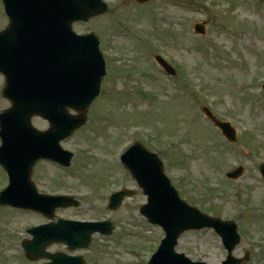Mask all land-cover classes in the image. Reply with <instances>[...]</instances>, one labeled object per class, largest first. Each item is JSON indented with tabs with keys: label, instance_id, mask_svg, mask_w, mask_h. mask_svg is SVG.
I'll list each match as a JSON object with an SVG mask.
<instances>
[{
	"label": "rangeland",
	"instance_id": "obj_1",
	"mask_svg": "<svg viewBox=\"0 0 264 264\" xmlns=\"http://www.w3.org/2000/svg\"><path fill=\"white\" fill-rule=\"evenodd\" d=\"M104 1L106 14L74 25L77 33L93 32L101 42L107 75L100 95L87 110L85 126L62 142L75 153L70 169L40 162L33 180L40 193H68L81 202L57 210L53 221H110L115 230L94 235L87 250L53 244L48 251L81 255L86 264H148L164 232L140 214L146 197L131 174L118 173L116 149L140 142L163 160L184 201L237 223L241 242L234 257L249 254L244 264H264V180L258 171L264 163V0H165L140 8L133 0ZM196 23H204L206 35L193 32ZM8 25L0 0V32ZM144 53L162 55L176 77L159 74ZM0 79L1 113L10 103ZM202 107L231 122L238 131L235 144L210 126ZM32 124L49 128L40 117ZM238 165L243 176L227 179ZM7 183L0 168V192ZM121 187L138 193L108 210L109 195ZM47 222L41 214L0 206V264H44L28 260L21 244L31 238L29 228ZM176 251L207 264H221L227 256L210 229L185 232Z\"/></svg>",
	"mask_w": 264,
	"mask_h": 264
},
{
	"label": "water",
	"instance_id": "obj_2",
	"mask_svg": "<svg viewBox=\"0 0 264 264\" xmlns=\"http://www.w3.org/2000/svg\"><path fill=\"white\" fill-rule=\"evenodd\" d=\"M3 1L11 25L0 34V71L7 76L5 96L12 107L0 116V164L10 175V186L1 193L0 205L33 209L53 218L56 209L79 204L66 197L38 194L31 180L32 171L40 159L71 164L72 154L62 150L60 142L85 124L84 113L99 95L105 75L98 40L93 35L77 36L72 25L102 14L107 8L101 0ZM196 28L204 33L201 25ZM68 108L79 115L70 114ZM34 115L48 120L50 129L36 130L31 124ZM217 125L231 141L236 140L230 125ZM124 162L148 196V203L141 208L142 215L166 233L149 264H205L175 252L182 233L203 228H214L222 237L229 252L223 264L248 260L232 256L240 242L236 225L207 216L181 200L155 154L136 145L124 155ZM242 171L239 168L229 176L236 179ZM261 172L264 176V165ZM126 194L114 195L110 208H118ZM97 231L110 234L112 226L59 220L29 230L34 238L24 242L23 248L31 260L45 258L55 264L65 258V264H84L82 258L49 254L46 247L54 242L67 243L72 249L87 247Z\"/></svg>",
	"mask_w": 264,
	"mask_h": 264
}]
</instances>
